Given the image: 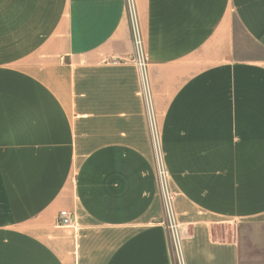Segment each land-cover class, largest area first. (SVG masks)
<instances>
[{
  "label": "crops",
  "instance_id": "1",
  "mask_svg": "<svg viewBox=\"0 0 264 264\" xmlns=\"http://www.w3.org/2000/svg\"><path fill=\"white\" fill-rule=\"evenodd\" d=\"M135 4L185 263L239 264L234 227L264 224V0ZM132 55L124 0H0V264H172Z\"/></svg>",
  "mask_w": 264,
  "mask_h": 264
},
{
  "label": "built area",
  "instance_id": "2",
  "mask_svg": "<svg viewBox=\"0 0 264 264\" xmlns=\"http://www.w3.org/2000/svg\"><path fill=\"white\" fill-rule=\"evenodd\" d=\"M127 19L130 25L131 39L133 41V62L139 76V89L142 103L145 108L146 121L148 122L149 138H151L153 166L158 186L159 200L162 206L161 224L167 236V247L172 264H186L182 251V234L178 218H176L174 194L169 184V172L163 160L160 149V138H158L157 121H155L154 105L152 104V92L147 73V57H145L144 46L138 20L135 0H124ZM57 222L62 227H75L72 213L61 210Z\"/></svg>",
  "mask_w": 264,
  "mask_h": 264
},
{
  "label": "rangeland",
  "instance_id": "3",
  "mask_svg": "<svg viewBox=\"0 0 264 264\" xmlns=\"http://www.w3.org/2000/svg\"><path fill=\"white\" fill-rule=\"evenodd\" d=\"M234 233L240 249L239 264H264V224H238ZM230 231L222 236L230 237Z\"/></svg>",
  "mask_w": 264,
  "mask_h": 264
}]
</instances>
